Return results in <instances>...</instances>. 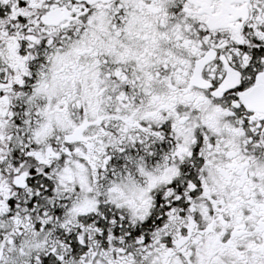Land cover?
<instances>
[{
  "label": "snow or ice",
  "instance_id": "1",
  "mask_svg": "<svg viewBox=\"0 0 264 264\" xmlns=\"http://www.w3.org/2000/svg\"><path fill=\"white\" fill-rule=\"evenodd\" d=\"M0 264H264V0H0Z\"/></svg>",
  "mask_w": 264,
  "mask_h": 264
}]
</instances>
